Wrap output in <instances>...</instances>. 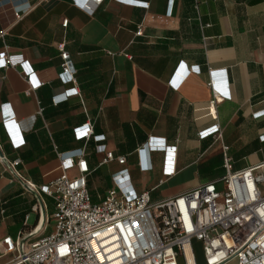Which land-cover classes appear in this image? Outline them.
Returning a JSON list of instances; mask_svg holds the SVG:
<instances>
[{
    "label": "crops",
    "instance_id": "1",
    "mask_svg": "<svg viewBox=\"0 0 264 264\" xmlns=\"http://www.w3.org/2000/svg\"><path fill=\"white\" fill-rule=\"evenodd\" d=\"M132 1L147 6L103 0L88 13L71 0H0V30L13 9L28 8L0 38L11 64L0 69V151L10 162L20 160L15 172L35 188L61 174L59 155L65 162L82 149L92 203L122 168L136 193L147 191L157 202L209 182L220 189L223 147L232 170L264 161V116L257 114L264 109V0ZM61 42L75 71L67 84L57 76ZM23 62L28 77L15 67ZM180 66L190 70L184 79ZM209 70L225 71L230 94L212 108ZM8 120L24 142L17 150L2 127ZM84 124L92 131L88 140L73 133ZM213 125L219 139L218 133L198 138ZM149 138L176 146L169 178L162 176L163 153L139 154ZM98 146L124 157V165L102 164ZM143 163L148 169H140ZM52 213V200L25 189L0 161V241L32 231L29 240L47 236Z\"/></svg>",
    "mask_w": 264,
    "mask_h": 264
},
{
    "label": "built area",
    "instance_id": "2",
    "mask_svg": "<svg viewBox=\"0 0 264 264\" xmlns=\"http://www.w3.org/2000/svg\"><path fill=\"white\" fill-rule=\"evenodd\" d=\"M103 0H71L73 5L91 13ZM132 7L147 4L132 0H115ZM28 8L12 10L11 20L3 25L0 38L8 26L20 20ZM67 26V20L62 22ZM140 33V30H138ZM61 60L58 78L64 84L74 82V69L65 43L56 45ZM6 52L0 53V69L10 66ZM25 75H31L28 65L18 64ZM197 72L196 70H192ZM184 79L190 70L179 67ZM225 71H208V86L212 98L210 108L230 97ZM75 90H68L70 95ZM65 94L63 95V97ZM264 116V109L257 113ZM13 150L23 146L18 126L8 120L2 124ZM218 126L198 133L199 139L218 133ZM81 139H90L89 124L73 130ZM219 133L216 139H219ZM264 139V136H261ZM101 142L103 136L92 137ZM104 154L102 164L115 160L124 165V157H114L104 146L97 147ZM223 147L225 174L172 198L151 202L147 191L136 193L130 185L128 171L122 168L112 175L113 187L98 203H92L87 191L88 167L84 150L71 152L62 162L61 174L48 184L35 188L15 172L20 164L17 158L9 161L0 151V161L25 189L40 193L53 202L52 231L47 236L34 237V231L0 241L3 264H197L192 241L201 243L204 264H264V161L240 170H232L231 160ZM163 153L162 176L169 178L175 172L176 146L164 139L149 138L139 154ZM147 164L140 166L148 169ZM75 169L77 174L69 176ZM180 262V263H179Z\"/></svg>",
    "mask_w": 264,
    "mask_h": 264
},
{
    "label": "rangeland",
    "instance_id": "3",
    "mask_svg": "<svg viewBox=\"0 0 264 264\" xmlns=\"http://www.w3.org/2000/svg\"><path fill=\"white\" fill-rule=\"evenodd\" d=\"M192 246H193L194 254H195V257H196V261H199L200 258L202 257L201 243L193 240L192 241Z\"/></svg>",
    "mask_w": 264,
    "mask_h": 264
}]
</instances>
